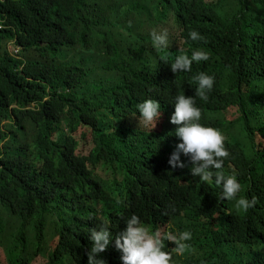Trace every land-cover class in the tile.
<instances>
[{
  "label": "trees",
  "instance_id": "obj_1",
  "mask_svg": "<svg viewBox=\"0 0 264 264\" xmlns=\"http://www.w3.org/2000/svg\"><path fill=\"white\" fill-rule=\"evenodd\" d=\"M230 1L238 12L225 20ZM252 6L264 10V0H0V264H88L90 230L102 224L113 240L100 258L122 264L115 237L133 214L150 231L179 236L172 224L188 225L194 251L174 264H264V17L255 23ZM165 29L169 47L157 49L151 33ZM76 48L102 63L25 58ZM181 49L210 59L175 74ZM200 72L215 83L197 98L199 123L226 138L219 171L257 198L245 214L220 199L222 186L192 175L190 155L180 153L183 169L169 164L182 143L170 122L175 97L196 98ZM148 99L163 113L153 130L136 108ZM106 184L117 191L109 203Z\"/></svg>",
  "mask_w": 264,
  "mask_h": 264
},
{
  "label": "clouds",
  "instance_id": "obj_2",
  "mask_svg": "<svg viewBox=\"0 0 264 264\" xmlns=\"http://www.w3.org/2000/svg\"><path fill=\"white\" fill-rule=\"evenodd\" d=\"M192 41L202 39L200 34L193 30L189 33ZM153 46L157 49H167L169 47L168 31H153L151 33ZM183 53V50H180ZM210 59L207 52L195 50L191 56L187 53L177 55L175 62L171 65L173 73L191 72L193 62L208 61ZM197 82L196 98L186 97L179 94L175 97V112L171 116L170 122L177 125L175 136L182 143L177 145L170 159L169 164L173 169L185 167L180 160V153L190 155L193 167L191 173L199 177L201 182L214 181L217 186H222L220 199L235 200L236 207L247 211L254 208L257 198L250 200L244 197L237 199L241 191V184L235 175L225 176L219 170L222 169L224 158L229 157L230 153L225 148V136L218 129L204 126L199 123L201 119V109L196 106L197 98L207 100V93L213 90L215 77L209 76L205 72H200L194 77ZM140 113V125L155 129L158 121L162 117L160 103L155 99H148L136 105ZM217 170V171H213ZM175 210L174 208L172 209ZM168 213L165 212V215ZM126 229L119 232L115 237V248L121 252L122 264H174V254L183 255L186 250L194 251L191 244L187 243L192 239V234L185 231L177 235L166 231L164 228H157L150 231L139 216L133 214L125 220ZM92 246L87 252L88 264H107V261L100 258L112 243L113 237L107 224H102L99 230H90ZM175 245L170 250H165L166 243Z\"/></svg>",
  "mask_w": 264,
  "mask_h": 264
},
{
  "label": "rangeland",
  "instance_id": "obj_3",
  "mask_svg": "<svg viewBox=\"0 0 264 264\" xmlns=\"http://www.w3.org/2000/svg\"><path fill=\"white\" fill-rule=\"evenodd\" d=\"M101 3L103 5H114V0H101ZM238 12V6L236 5V3L234 1H230L228 3H225L220 9H219V13L221 14V16L225 19V20H231L233 18V16H235ZM252 19L255 21V23H260L261 19L264 17V10L256 7V6H252ZM11 48V49H10ZM8 51L11 50V52H13V45L8 44L7 46ZM9 52V53H11ZM15 53V51H14ZM64 53V51L62 52ZM100 52H93V53H87L85 51H83L81 48H76L74 50H72L70 52V54L68 56H62L61 58H57V59H53L54 57L52 56H42L38 53L35 52H30V53H26L25 58L26 59H30V60H34V59H38L40 61H43L45 63H61V62H65L67 60H69L70 58H75L80 60V58H82L83 63L86 66L89 67H94V66H98L102 63L103 58H101L100 56L96 55ZM18 55V54H17ZM20 56V54L18 55ZM259 116V114H257ZM254 124L257 123V120H254L253 122ZM240 125L235 126L234 128H232V133L234 135H237L240 132ZM245 189H246V185H244L242 187V191L241 193L237 196V199L240 197H245ZM105 190H106V202L109 203L112 201V199L115 197V195L117 194V191L110 185V184H106L105 185ZM233 205V207H235L236 209V213L238 214H245L248 212L244 211L242 209H238L236 207V201L235 200H231L230 201ZM6 209L4 207H2V205L0 204V214H5ZM56 216H48V224L55 222L56 221ZM172 226L174 228H177L179 231V233L188 231L189 227L186 223H182L178 220H176Z\"/></svg>",
  "mask_w": 264,
  "mask_h": 264
},
{
  "label": "built area",
  "instance_id": "obj_4",
  "mask_svg": "<svg viewBox=\"0 0 264 264\" xmlns=\"http://www.w3.org/2000/svg\"><path fill=\"white\" fill-rule=\"evenodd\" d=\"M11 49V48H10ZM14 51H15V53H14ZM9 52H11V50H9ZM19 53V49H18V47H15V46H13V52H11L10 54L11 55H17Z\"/></svg>",
  "mask_w": 264,
  "mask_h": 264
}]
</instances>
